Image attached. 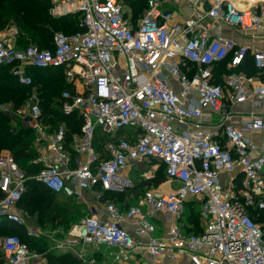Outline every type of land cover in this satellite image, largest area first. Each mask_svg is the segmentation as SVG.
<instances>
[{
	"label": "built area",
	"instance_id": "obj_1",
	"mask_svg": "<svg viewBox=\"0 0 264 264\" xmlns=\"http://www.w3.org/2000/svg\"><path fill=\"white\" fill-rule=\"evenodd\" d=\"M182 1L190 2V15L177 29L172 8ZM125 8V0H54L53 16L79 14L83 31L56 33L52 49L17 48L16 30L0 36V67H10L22 86L33 87L28 68L64 70L72 90L56 103L65 117L77 114L82 121L71 136L66 124L51 125L36 87L17 110L42 147V157L32 162L42 170L33 179L82 206L88 196L95 200L53 248L80 260L77 249L107 246L119 258L147 255L154 264L163 255L191 264H264V141L253 139L264 134V115L236 111L264 104V81L217 71L225 62L229 71L238 70L251 58L264 74V50L212 31L221 24L264 32V9L241 10L236 0H148L134 22ZM98 133L113 139L104 154L94 149ZM151 161L166 167L169 191H146L126 211L105 200L133 190L130 172ZM28 180L12 153L1 152L0 221L38 238L40 230L28 226L20 207ZM189 202L200 212V234H188L182 223ZM159 215L166 231L157 226ZM0 252V264L39 258L18 236L0 237Z\"/></svg>",
	"mask_w": 264,
	"mask_h": 264
},
{
	"label": "trees",
	"instance_id": "obj_2",
	"mask_svg": "<svg viewBox=\"0 0 264 264\" xmlns=\"http://www.w3.org/2000/svg\"><path fill=\"white\" fill-rule=\"evenodd\" d=\"M148 0H125V3L132 5V8L137 11L132 15V20L137 21L141 15L146 10ZM53 0H0V28L6 25L3 17L9 18L8 14L13 17L16 27L20 28L22 31L28 32L31 41L39 45V49H52L53 48V38L58 31L62 33L71 35L83 31L80 27V15L72 14L64 18H55L50 16L49 11L52 10L53 5L51 4ZM141 4L143 7H141ZM143 13L139 14L141 11ZM38 37L39 39H36ZM41 41H49V44H42ZM36 47V46H35ZM28 48V47H26ZM227 63L220 64L217 71L220 74H231V73H245L247 76L254 75L252 72L255 71L257 74L260 72L255 68L254 63L249 61V64L241 67L235 71H229L227 69ZM27 74L33 79V87H25L19 84L18 79L11 73L10 67H0V106L4 103H12L14 109H21L22 100L27 99L31 94L34 87L38 90V97L40 99V106L42 112L49 123H55L58 121L59 124H66L68 128V135L79 133L82 121L77 114L71 117H65L60 109L54 110L52 105H54V100L58 97L60 98L64 91L72 90L71 85L66 82V77L63 69H36L28 68ZM261 74V73H260ZM264 75V74H262ZM55 105L59 107L56 103ZM11 116L2 112L0 110V153L8 149L12 155L19 168H21L26 177L29 178L27 181V193L23 197L28 198L27 202L24 204L22 201L20 207L30 213L32 211L31 202L34 198L40 196L43 200V211L47 214L51 221L57 222L61 221L64 224L67 221V210L65 207L54 202L55 199L59 197L55 196L51 191L45 188L40 183L36 182L33 178L41 170L42 166L29 164L31 161L37 159V154L32 150V138L24 137V133L31 135V129L26 126L20 129H15L11 126ZM120 136V135H119ZM30 137V136H29ZM104 137L97 138L95 146L98 147L99 144H104ZM158 162V161H151ZM162 166L163 163L159 162ZM165 171L166 167L164 166ZM167 182V176L165 172L164 177L153 178L152 180H147L142 183V186L147 187L151 184L161 186ZM141 186V185H140ZM146 189V188H145ZM144 189V190H145ZM135 189L131 190L133 192ZM129 193V192H128ZM145 193V192H144ZM127 195H107L105 200L116 199L124 200ZM0 193V198H2ZM186 231L188 234H200L201 233V216L199 210L196 208L194 202H189L186 205V213L184 214ZM264 222V216H261L260 222ZM188 223V224H187ZM0 233L3 234L2 237L6 236H18L23 243L33 244L34 237L28 236V232L25 228L19 227L8 221H0ZM41 244V240L37 238L35 240V245ZM30 248V247H29ZM31 249V248H30ZM49 249V247H48ZM48 249L39 250V253H44ZM32 250V249H31ZM33 251V250H32ZM51 253L48 255L51 264H80L81 261L76 259L70 254L67 255H53ZM0 258L2 254L0 252Z\"/></svg>",
	"mask_w": 264,
	"mask_h": 264
},
{
	"label": "rangeland",
	"instance_id": "obj_3",
	"mask_svg": "<svg viewBox=\"0 0 264 264\" xmlns=\"http://www.w3.org/2000/svg\"><path fill=\"white\" fill-rule=\"evenodd\" d=\"M51 4L53 5V8L51 11H49V14H50V16L51 15L53 16L52 12L54 9V0ZM186 4L190 5V2H186ZM187 5H184V8H182V9H180L179 6L174 7V10L177 11V13H178L177 15L181 16L182 20H183V18H185L184 17L185 13H186L185 7ZM141 7H143L142 4H141ZM141 7H139V8L141 9ZM125 9H126L125 11H126V15H127L128 19H130L132 17L134 12H137L132 8V5L129 3L126 4ZM138 13L142 14L143 13L142 9ZM8 16H9V18L3 17V20L6 22V25L3 28H0V34H2V33L6 34V33H9L10 31L16 30L17 35L15 37L16 39L14 40V43L17 44V45H15V46H17V48L24 49V48L30 47V46L39 47L38 44H35L31 41V38H30L27 31H25V30L22 31L20 28L16 27L15 21H14L13 17L11 16V14H8ZM188 16H189V14H188ZM53 17H55V16H53ZM55 18H57V17H55ZM58 32H60V31H58ZM36 39H39V38L36 37ZM41 43L42 44H46V43L49 44V41H41ZM252 73L254 75L257 74V72H255V71H253ZM33 92L36 95H38L37 88ZM28 98L22 100L21 108H23V106L25 105V102L28 100ZM56 101H57V99L54 100V105H52V108L54 110L59 109V107H57L55 105ZM7 109L14 111L13 113H11V115L9 114L12 118L10 124L13 128H15L17 130V129H20L21 127L26 126V124H28L26 115H24L22 113L18 114L17 110L14 109L12 103H4L3 105L0 106V110L2 112H4ZM51 125L56 127L59 125V123L57 121L55 123H51ZM31 132H32V133H30L31 135L24 133V137H25V139L26 138H32V144H31L32 150L37 154V159H38V158L42 157V153H41L42 147L37 144L34 131L31 130ZM126 136H127L126 133L121 134L120 136H118V138L114 139V141H117L118 139L124 138ZM101 137L102 136L100 135V133H98L97 138H101ZM104 138H105L104 144H99L98 147L95 146V144H94V149L98 154H104L106 144L113 140L112 138H107V137H104ZM3 151H9V150L5 149ZM0 156H1V153H0ZM29 164H32V161H31V163L29 162ZM40 166H42V165H40ZM21 171H23V170L21 169ZM165 172L166 171H165L164 166H162L159 162L145 163L142 166H140L139 168L132 170L130 172V176L133 180L135 190L133 192L129 191V193L126 192L127 195L124 197V199L130 198L131 195H133L134 199H137V197H141L144 194V192L152 191V190H156V191L160 190L161 192H164V193L167 192L166 189L167 188L169 189V187H170L169 185H166L167 188L165 186L161 187L162 185L157 186L155 184H151L147 187L142 186V183L147 181V180H152L153 178H156V177L157 178L164 177ZM26 200H28L27 197H25L22 202L25 204L27 202ZM54 202L56 204H60L61 206L65 207L67 210V213H65V216H67V221L64 224H62L61 221H57V222L51 221L50 217L47 214H45V212L43 211L44 205H43V200L40 196L34 198L33 201L31 202L32 211L30 213H28V226L32 230L39 229L41 232V235L39 236V239L41 240V244L35 245V240H37V238H35V237L33 238L34 239L33 244L28 243L29 247L34 252H39V250L41 251V248L46 250V249H48L49 246H51V243L53 244L54 241L62 240L63 238H65L74 225L78 224L80 221H82L84 218H86L89 215L88 208L79 206V205L75 204V202L72 200H67L65 198L60 197L58 199H55ZM181 220H185V217H183ZM182 223H185V222L182 221ZM201 224L202 223H200V225ZM2 236H3V234L0 233V237H2ZM44 251L42 253H44ZM79 252L83 256V262L93 264V263H91L92 260L88 259V257L93 256V254H94L93 250H91V249H80ZM104 252H105V250H104ZM88 260H90V261H88ZM33 264H37V262L33 261Z\"/></svg>",
	"mask_w": 264,
	"mask_h": 264
},
{
	"label": "crops",
	"instance_id": "obj_4",
	"mask_svg": "<svg viewBox=\"0 0 264 264\" xmlns=\"http://www.w3.org/2000/svg\"><path fill=\"white\" fill-rule=\"evenodd\" d=\"M187 2V1H186ZM186 2L182 1L179 4V8L182 9L184 8V5H187ZM188 6V5H187ZM187 6L185 7L186 13H185V18H183V20L181 19V16H178L177 11L173 9V11L175 12V19L173 20L172 25L174 27H176L177 29L180 27V25H182L187 19H188V9ZM236 6L241 9H248V8H254L256 9V11L260 12L261 10L264 9V0H256V2L254 4L250 3L249 0H236ZM190 15V14H189ZM178 26V27H177ZM213 28V34L215 36H223L225 38L231 39L234 42H236L239 46H244L247 47L249 49H256V50H264V32L263 31H250V32H240L239 30L236 29H232L228 26H224V25H218L215 24L214 26H212ZM5 33L0 34V36H4ZM14 45H17L16 43H14ZM249 61H251V58L249 59ZM249 61L247 63V65L249 64ZM245 74V73H243ZM250 77H255V78H259L260 80L264 81V75L262 74H256V75H252ZM237 112H243V113H248L251 111H254L258 114H263L264 115V104H262L261 106L258 107H254L251 106L249 104H246L244 106H239L236 108ZM237 122V121H235ZM253 139L255 140L256 143L260 144L262 141H264V134L261 136H253ZM167 184H163L161 187L165 186L166 187ZM173 188H176L177 186L175 184L172 185ZM167 188V187H166ZM167 191L170 190L167 188ZM141 197H137V199L133 198V195H131L130 198L128 199H113V202H115L118 206H120L124 211H126L130 205L135 204L136 202H138ZM70 200V199H67ZM87 203L88 205H84L83 204H77L76 201L72 200L75 202V204L88 208L90 206H93V204H95V200H93L92 197L88 196L87 198ZM112 199H108V201H111ZM126 200V201H125ZM99 207V215L103 216L104 212L102 211V208H100V205H98ZM161 215L157 216V218L155 219L159 224L157 225L162 231H166V228L168 227L164 222H162L161 220ZM126 229L128 230V232L131 235H135V228L130 226V225H126ZM39 239V237H38ZM64 239V238H63ZM56 242V241H54ZM54 242L53 244L51 243V246H49V249L46 253H39L36 252L39 255V258L37 260H35L37 262V264H51L48 258V255L51 253H54L55 255H67L69 253H65V252H61V251H57L53 248L54 246ZM81 249V248H80ZM80 249H77L78 251H80ZM87 249H91L94 251L93 256L88 257V259L92 260L91 263L93 264H154V262L151 261V259L147 256V255H131V257L128 260H125L124 258H119L117 256V250L115 248H111V247H107V246H100L98 248H87ZM105 250V252H104ZM53 254V255H54ZM54 255V256H55ZM71 255V254H70ZM73 257H75V255H72ZM76 259L80 260L78 257H75ZM88 260V261H90ZM81 263L80 264H89V263H85L83 262V259L80 260ZM158 264H191V261L189 258H184V259H177V260H172L169 257L163 255L158 259Z\"/></svg>",
	"mask_w": 264,
	"mask_h": 264
}]
</instances>
